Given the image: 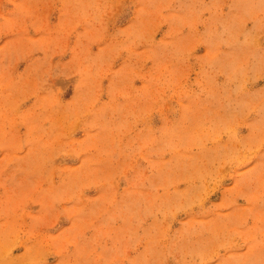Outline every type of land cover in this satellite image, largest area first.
<instances>
[{"label":"rangeland","instance_id":"obj_1","mask_svg":"<svg viewBox=\"0 0 264 264\" xmlns=\"http://www.w3.org/2000/svg\"><path fill=\"white\" fill-rule=\"evenodd\" d=\"M0 264H264V0H0Z\"/></svg>","mask_w":264,"mask_h":264}]
</instances>
